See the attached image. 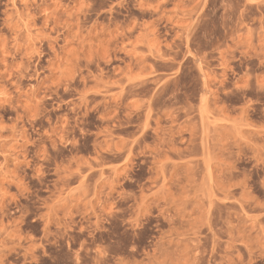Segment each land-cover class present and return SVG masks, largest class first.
Instances as JSON below:
<instances>
[{
    "label": "rangeland",
    "instance_id": "obj_1",
    "mask_svg": "<svg viewBox=\"0 0 264 264\" xmlns=\"http://www.w3.org/2000/svg\"><path fill=\"white\" fill-rule=\"evenodd\" d=\"M0 264H264V0H0Z\"/></svg>",
    "mask_w": 264,
    "mask_h": 264
}]
</instances>
